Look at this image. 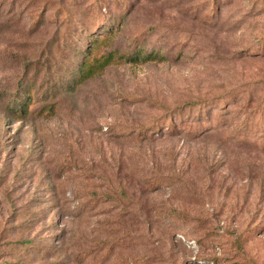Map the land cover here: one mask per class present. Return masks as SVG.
I'll list each match as a JSON object with an SVG mask.
<instances>
[{"label": "rangeland", "instance_id": "374dc122", "mask_svg": "<svg viewBox=\"0 0 264 264\" xmlns=\"http://www.w3.org/2000/svg\"><path fill=\"white\" fill-rule=\"evenodd\" d=\"M0 264H264V0H0Z\"/></svg>", "mask_w": 264, "mask_h": 264}, {"label": "trees", "instance_id": "16d2710c", "mask_svg": "<svg viewBox=\"0 0 264 264\" xmlns=\"http://www.w3.org/2000/svg\"><path fill=\"white\" fill-rule=\"evenodd\" d=\"M112 61H114V58H113L112 54H107L106 56H102L94 64H87V63L83 62L81 64L80 68L77 71L78 72V76L74 80V84H76V85L81 84L87 78H90V77L94 76V74L97 71L104 69Z\"/></svg>", "mask_w": 264, "mask_h": 264}]
</instances>
